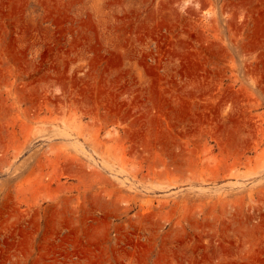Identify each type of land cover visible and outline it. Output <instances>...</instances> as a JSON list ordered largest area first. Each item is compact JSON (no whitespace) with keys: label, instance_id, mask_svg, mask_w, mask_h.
I'll return each mask as SVG.
<instances>
[{"label":"rangeland","instance_id":"1","mask_svg":"<svg viewBox=\"0 0 264 264\" xmlns=\"http://www.w3.org/2000/svg\"><path fill=\"white\" fill-rule=\"evenodd\" d=\"M0 264H264V0H0Z\"/></svg>","mask_w":264,"mask_h":264}]
</instances>
